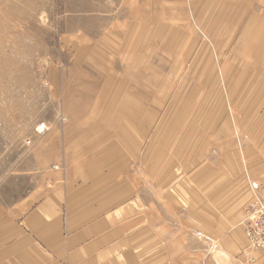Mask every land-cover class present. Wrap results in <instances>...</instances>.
I'll return each instance as SVG.
<instances>
[{"label": "rangeland", "instance_id": "374dc122", "mask_svg": "<svg viewBox=\"0 0 264 264\" xmlns=\"http://www.w3.org/2000/svg\"><path fill=\"white\" fill-rule=\"evenodd\" d=\"M90 160L170 228L175 179L181 205L212 203L180 263L264 264L243 231L264 200V0H0V207Z\"/></svg>", "mask_w": 264, "mask_h": 264}, {"label": "crops", "instance_id": "0c3cea01", "mask_svg": "<svg viewBox=\"0 0 264 264\" xmlns=\"http://www.w3.org/2000/svg\"><path fill=\"white\" fill-rule=\"evenodd\" d=\"M84 164L82 175L75 168L69 181L52 173L50 187L45 184L12 206L0 207V264H182L187 249L180 246L181 238L196 237L183 225L201 207L212 210V203L204 200L196 206L189 194L181 205L175 195L180 178L173 179L172 190L164 192L171 199H162L163 208L173 212L170 228L159 204L156 221L150 220L149 200L134 198L131 184L118 181L115 164L110 169L93 160ZM204 236L213 237L211 232ZM192 251L186 255L195 256L196 249Z\"/></svg>", "mask_w": 264, "mask_h": 264}, {"label": "built area", "instance_id": "2783aa9c", "mask_svg": "<svg viewBox=\"0 0 264 264\" xmlns=\"http://www.w3.org/2000/svg\"><path fill=\"white\" fill-rule=\"evenodd\" d=\"M243 231L247 240L244 255L253 256V253L264 252V200L257 198L248 205L243 220Z\"/></svg>", "mask_w": 264, "mask_h": 264}, {"label": "bare ground", "instance_id": "6f19581e", "mask_svg": "<svg viewBox=\"0 0 264 264\" xmlns=\"http://www.w3.org/2000/svg\"><path fill=\"white\" fill-rule=\"evenodd\" d=\"M244 217H245V214H244ZM244 236H245V233H244ZM245 239H246V237H245ZM246 242H247V240H246ZM245 249H246V248H245ZM245 249H244V250H245ZM244 250H243V251H244ZM254 256H255V254H254ZM253 258H254V257H253Z\"/></svg>", "mask_w": 264, "mask_h": 264}]
</instances>
